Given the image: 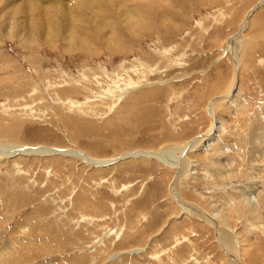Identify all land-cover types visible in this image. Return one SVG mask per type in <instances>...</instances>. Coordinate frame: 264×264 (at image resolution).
<instances>
[{
  "label": "rangeland",
  "instance_id": "374dc122",
  "mask_svg": "<svg viewBox=\"0 0 264 264\" xmlns=\"http://www.w3.org/2000/svg\"><path fill=\"white\" fill-rule=\"evenodd\" d=\"M0 1V144L19 147L0 154V264H233L216 228L170 190L179 148L212 129V101L221 130L187 154L177 189L217 210L245 264H264L262 0H103L121 37L108 48L96 36L85 49L70 35L93 38L94 21L59 18L91 13L85 0H42L28 13L25 0ZM118 1L152 14L132 28ZM247 16L229 100L236 63L228 44Z\"/></svg>",
  "mask_w": 264,
  "mask_h": 264
},
{
  "label": "bare ground",
  "instance_id": "6f19581e",
  "mask_svg": "<svg viewBox=\"0 0 264 264\" xmlns=\"http://www.w3.org/2000/svg\"><path fill=\"white\" fill-rule=\"evenodd\" d=\"M14 1V0H13ZM22 1V0H21ZM49 1H52V0H48V2ZM84 1V0H83ZM108 1V0H107ZM111 1V0H110ZM115 1V0H114ZM169 1V0H168ZM18 2V1H17ZM24 2V1H23ZM26 2H29V3H27V4H25ZM39 2H44V1H42V0H25V3H24V6H22L21 8H22V12L21 13H28V12H30V11H32L33 9H34V6H35V3H39ZM53 2V1H52ZM82 2V1H81ZM119 2V4L117 3V6H118V8H120V6H121V8L123 9V10H125V12L124 13H120L121 15V17H123L122 18V21L124 22V23H126L127 24V26H130V27H132V28H134V27H137V26H143L144 25V22H146V20H147V18H150V15L152 14V13H135L136 11H137V9H139V7L137 6L138 5V0L136 1L135 0V2L137 3V5H136V3H134V1H133V3L130 5V3L127 1V2H125V3H123V2H121V1H118ZM167 2V1H166ZM262 2L264 3V0H262ZM10 3H12L11 1H6V3L2 6V8H3V10H4V12H7V13H9V11L11 10V8L9 7V5H10ZM104 2H103V0H85V2H82V3H80L81 4V6L82 5H86V7L84 8V9H86L87 11L88 10H91L90 12L91 13H78V14H76V15H74V16H72V15H70L71 16V19H70V21L68 20V18L64 15V16H61V17H59L60 18V20L62 21V23L63 22H66V21H68L69 22V24L71 23V24H75L77 21H83V20H87L88 22H91V21H94V30H95V34L93 35L94 37L92 38V35H91V33H90V31L89 30H85L84 31V33H82L81 35H77L76 37L75 36H73V33L70 35V40L71 39H73V40H76V41H78L79 42V45H82L83 46V48L85 49L86 47H87V42L88 41H91L92 39H94V38H96V36H101V38L100 39H106L107 41H106V45L108 46V48H112V46L114 47H116V40H117V38H119V37H121L120 35H119V37L117 36V37H114V35L116 34V32H117V30L119 31V27H120V25L117 23L118 22V20L117 21H115V19H113V18H111V14H109L110 12L104 7V4H103ZM49 4H50V2H49ZM100 4V5H99ZM110 4V3H109ZM0 5H1V1H0ZM13 5V4H12ZM99 5V6H98ZM116 5V4H115ZM259 5H261L260 3L259 4H257V6H256V8L259 6ZM14 6V5H13ZM106 6V5H105ZM111 6V5H110ZM115 7V6H114ZM97 8H99V12H97L96 10H97ZM20 10V9H19ZM136 10V11H135ZM158 10V9H157ZM21 11V10H20ZM86 14H87V16H89V17H87L86 16ZM61 15H63V14H61ZM10 16H13V13H11V15ZM148 16V17H147ZM169 16V15H168ZM261 16V15H260ZM65 17V18H64ZM14 17H12L11 18V20H10V25H15L17 22H15V23H12V21L14 20L13 19ZM50 18V17H49ZM5 19V18H4ZM13 19V20H12ZM34 19V18H33ZM73 19H74V21H73ZM35 20V19H34ZM248 20H249V17L247 16V18H246V21H244L243 22V25H242V28H240V32L237 34V35H234L233 37H231V39L229 40V44H228V47H229V50H230V52L233 54V56H234V60H235V63H236V65H235V76H236V81H235V83L233 84V87H232V89H230L231 91H230V93L227 95V97H225V99H231V98H233V95H234V93H232L233 91H235V89L237 88V82L239 81V75H240V73L238 72L239 70H238V68H239V54H238V52H239V47H240V45L242 44L243 45V47H244V34L242 33V31L245 29V27H246V24L248 23ZM256 20V19H255ZM43 21V22H42ZM41 21V23H42V26L44 27V28H46V26H48V27H52L51 28V30H54L55 29V27H56V24H55V22H54V20H52L51 22H48V25L45 23V25H44V20H42ZM149 21V20H148ZM28 22L30 23H32V22H34V21H30V19H28ZM253 22V21H252ZM262 22V21H261ZM36 23V22H35ZM254 23V22H253ZM262 24V23H261ZM9 25V26H10ZM40 25V24H39ZM163 25V24H162ZM69 26V25H68ZM68 26H64V27H61L62 28V30H60V31H63L64 30V33H65V31L67 30V28H68ZM256 26V25H255ZM28 27V26H27ZM58 27V26H57ZM56 27V28H57ZM126 27V26H125ZM129 27V28H130ZM14 28V27H13ZM97 28L99 29V31L97 30ZM123 28H124V26H123ZM260 28H261V26H260ZM39 29V28H38ZM34 30V29H33ZM120 30H122V29H120ZM30 31H32V30H30ZM59 31V32H60ZM57 32H58V30H57ZM137 32V31H136ZM38 33V32H37ZM64 33H63V35H64ZM101 33H103L102 35H101ZM118 33V32H117ZM58 34V33H57ZM119 34V33H118ZM128 34V33H127ZM61 35V34H60ZM86 35H89V37H90V40L89 39H87V37H86ZM133 36V35H132ZM144 36V35H143ZM138 37V36H137ZM64 39H66V37H65V35H64ZM99 40V39H98ZM68 42V41H67ZM68 43H70V42H68ZM127 50V49H126ZM130 51V50H129ZM146 65V64H145ZM149 67V66H148ZM136 69V68H135ZM131 70H133V69H131ZM241 70V69H240ZM134 71V70H133ZM137 73V72H136ZM121 74V73H120ZM109 75V74H108ZM111 75V74H110ZM109 75V76H110ZM143 75V74H142ZM116 80V79H115ZM101 82V81H100ZM128 83H131V84H134V83H132V82H128ZM127 83V84H128ZM136 83V82H135ZM138 83H139V81H138ZM117 84V83H116ZM115 84V85H116ZM127 84H126V86H127ZM85 85V84H84ZM114 85V86H115ZM118 85V84H117ZM122 85V84H121ZM129 85V84H128ZM86 86V85H85ZM126 86H124V87H126ZM110 87L112 88V91H117L116 90V87H115V90H113V87L112 86H107V88L110 90ZM89 88V87H88ZM118 88H119V86H118ZM138 88H139V86H138ZM80 89H81V87H80ZM85 89V88H84ZM99 89V88H98ZM107 89V90H108ZM120 89V88H119ZM132 89H134V88H132ZM91 90V89H90ZM109 90L108 91H106V92H109ZM128 90H130V89H128ZM67 91V90H66ZM65 92V91H64ZM69 92V91H68ZM85 94H89L88 92H84ZM126 93V92H125ZM125 93H124V95L123 96H125ZM143 93V92H142ZM140 93L141 95H139V96H134V98H136V97H140L141 98V96H148V93ZM97 93H94V94H91V95H88V97H92V96H94V95H96ZM101 94V93H100ZM108 94V93H107ZM123 94V93H122ZM126 94H128V92L126 93ZM114 95H116V94H114ZM113 95V96H114ZM137 95V94H136ZM150 95H152V94H150ZM97 96V95H96ZM103 96V95H102ZM108 96V95H107ZM111 96H112V94H111ZM236 96V95H235ZM95 97V96H94ZM103 97H105L106 98V96H103ZM102 97V98H103ZM133 97V96H132ZM62 98V97H61ZM119 98H121V96H119ZM126 98H128V97H126ZM125 98V99H126ZM133 98V99H134ZM147 98V97H146ZM66 99V98H65ZM100 99V98H99ZM59 100H61V99H59ZM64 100V99H63ZM68 100H70V99H68ZM105 100V99H104ZM115 100V99H114ZM121 100H122V98H121ZM135 100H138V99H135ZM144 100V99H143ZM233 100V99H232ZM231 100V101H232ZM65 101V100H64ZM71 101H73V100H71ZM89 101V100H88ZM91 101V100H90ZM107 101V100H106ZM112 101V102H111ZM130 101V100H129ZM142 101V100H141ZM70 102V101H69ZM103 102V100H101L100 101V103H102ZM110 104H108L107 102H105V104H106V106L108 105V107L110 108V105L113 103V99L111 100L110 99ZM115 102V101H114ZM120 102V101H119ZM131 102V101H130ZM64 104L63 105H65V102H63ZM79 103V102H78ZM75 104H77V103H72V106H74ZM116 104H118V102L116 103ZM115 104V105H116ZM128 104V103H127ZM137 104V103H136ZM144 104V103H143ZM62 105V106H63ZM67 105V104H66ZM81 105V104H80ZM79 105V106H80ZM129 105V104H128ZM141 105V104H140ZM77 106V105H76ZM114 105H112V107H113ZM124 106V105H123ZM78 107V106H77ZM76 107V108H77ZM115 107V106H114ZM113 107V108H114ZM126 107V106H125ZM129 107H132L131 105L130 106H128V108ZM142 107V106H141ZM145 107H147V106H145ZM70 108H72V107H70ZM80 108H81V106H80ZM102 108V107H101ZM106 108V107H105ZM116 108V107H115ZM114 108V109H115ZM120 109H121V107H119ZM127 108V107H126ZM127 108V109H128ZM134 108V107H133ZM78 110H79V108H77ZM120 109L118 110V111H120ZM122 109H124V107H122ZM126 110V109H125ZM133 110V109H132ZM80 111V110H79ZM117 111V112H118ZM124 111V110H123ZM131 111V110H130ZM107 112V111H106ZM125 112V111H124ZM208 112H209V114H210V117H211V120H212V129H211V131H210V133H208L205 137L203 136V137H200V138H198V139H194V140H192V141H190V142H188L187 144H185V145H183L181 148H179V152L181 153V156H178L177 157V161H176V164H181L182 165V163H180L182 160V162H183V165L182 166H180V165H178V168H179V172H177L178 173V175L175 177L174 176V179H173V182H172V184L170 185V190H171V193L173 194V195H175V196H173V198L175 199V200H177L176 202L178 203V204H180L181 205V207H182V209L185 211V212H187V213H194V214H196V215H198V216H200V217H202V218H205V219H207V221L209 222L208 224H210L212 227H213V229H214V231H215V228H216V230H217V235H219V237H218V240L221 242H219L220 243V245L221 246H223L224 248H225V250H227L228 251V253L230 254V258L229 259H231L232 260V263L233 264H245V261L243 260V254H242V252H241V249H240V247H239V245L237 246V244H236V241H235V239H231L230 237H228L223 231H222V227H221V225H219V223L217 224V218H219L220 216H219V213L217 212V210H214L213 212L211 211V212H208L207 211V209H200L201 207L199 206V205H197V204H194V203H192V202H189L188 200H187V198L185 199V197L183 196V195H181V193H179L178 192V189H179V187H177V185H178V183L181 181V180H179L181 177L183 178V175L185 176V175H187V174H185L186 172V166L187 165H189V164H186L187 163V161H188V156H187V154L190 152V150L192 151L193 149H195V147L197 146L198 147V145L199 144H201L202 143V141H213L214 139H216L217 138V136H218V134H219V131L221 130V119L220 118H218L216 115H215V113H214V103H213V101L210 103V105L208 106ZM119 113V112H118ZM120 114V113H119ZM66 119V118H65ZM72 121V120H71ZM67 122V121H66ZM88 125V124H87ZM96 125V124H95ZM89 126V125H88ZM93 127H94V125H93ZM96 127V126H95ZM94 127V128H95ZM14 128V127H13ZM89 128V127H88ZM9 130H15L14 131V133H11V134H15L17 131H19V129H17V128H15V129H9ZM82 130V129H81ZM84 130V129H83ZM84 131H86V129L84 130ZM91 131H93V130H91ZM95 131V130H94ZM4 133H5V131H4ZM87 133V132H86ZM88 133H90V132H88ZM1 134V133H0ZM210 134H212V135H210ZM3 135V134H2ZM208 136H211V137H208ZM3 137V136H2ZM10 138V137H9ZM11 139H12V137H11ZM12 140H14V139H12ZM15 141H16V139H15ZM210 142H208V143H205L204 145H205V149H207V148H209V146H207L206 144H208L209 145V143ZM20 143V142H19ZM18 143V144H19ZM17 144V143H16ZM6 145V144H5ZM11 145V144H10ZM4 146V145H1L0 144V154L2 153V154H13V152L15 151V149L17 150L18 148H17V145H15V142H14V145H11V146ZM193 146V148L191 149V147ZM16 146V148H14V147ZM191 146V147H190ZM3 147H5L4 149H3ZM21 147V146H20ZM204 148V147H203ZM30 151H33V152H30ZM30 151H28V150H26L25 152H23L22 153V155L23 154H27V153H36L35 152V150H30ZM42 152H46V153H52V151H50V150H45V151H40L39 150V154H42ZM165 152H172V154H175V151H172V150H164L163 151V153H165ZM54 153V152H53ZM146 153V152H145ZM19 154V153H18ZM37 154H38V152H37ZM73 154V156H75L76 158H78L79 159V157H80V155L78 156V153H72ZM20 155H21V153H20ZM21 155V156H22ZM136 155H138V153L136 154ZM142 155H148V157L149 156H160V157H162L163 158V160L164 159H166L165 161H167V162H170L171 164H174L175 163V156H172V157H168L167 155H163V154H156V153H153V152H151V153H146V154H142ZM41 157V156H40ZM127 157V156H126ZM182 157H184V158H182ZM85 158V157H84ZM161 158V159H162ZM87 159V158H86ZM168 159H169V161H168ZM84 160V159H83ZM88 160H89V158H88ZM87 160V161H88ZM0 161H1V158H0ZM112 161V160H111ZM115 161V160H114ZM106 162V161H105ZM89 163H91V161L89 162ZM95 163H99L100 164V162H95ZM94 163V164H95ZM92 164V163H91ZM33 166V165H32ZM191 170H193L192 168H191ZM189 172V171H188ZM189 173H191V171L189 172ZM193 173H194V171H193ZM186 178V176L184 177V179ZM183 180V179H182ZM178 188V189H177ZM176 197V198H175ZM251 202V201H250ZM252 203V202H251ZM246 204V203H245ZM246 206V205H245ZM249 206H250V204H249ZM199 208V209H198ZM227 217V216H226ZM221 218V217H220ZM227 222V221H226ZM5 223H6V221H5ZM111 231V230H110ZM223 232V233H222ZM238 247V248H237ZM228 254V255H229ZM253 256V255H252ZM230 260V261H231Z\"/></svg>",
  "mask_w": 264,
  "mask_h": 264
}]
</instances>
